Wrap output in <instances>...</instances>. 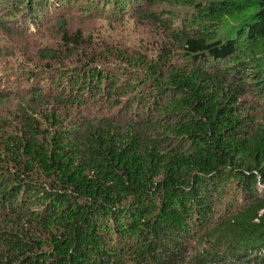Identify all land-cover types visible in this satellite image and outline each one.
<instances>
[{"label": "trees", "instance_id": "obj_1", "mask_svg": "<svg viewBox=\"0 0 264 264\" xmlns=\"http://www.w3.org/2000/svg\"><path fill=\"white\" fill-rule=\"evenodd\" d=\"M76 1L0 0L58 34L0 93V264H264V0H84L143 50Z\"/></svg>", "mask_w": 264, "mask_h": 264}, {"label": "rangeland", "instance_id": "obj_2", "mask_svg": "<svg viewBox=\"0 0 264 264\" xmlns=\"http://www.w3.org/2000/svg\"><path fill=\"white\" fill-rule=\"evenodd\" d=\"M96 2L99 3V0ZM72 4L74 8L68 14L70 26L82 28L86 34H92L99 44L103 43V47L114 45L123 48L130 45L131 49L141 48L143 50V46L146 45L142 44L143 40L145 41L151 36L148 30H145V26L136 24L134 18L128 14L117 20L107 15L109 11L105 2H101L102 13L96 12L94 5L91 6V9L88 8V4L84 0H77ZM128 12L129 10H127ZM96 14L101 15L96 17ZM2 17L1 19H3ZM16 21L17 18L0 20V93L3 91V86L11 85L13 93L20 94L26 84L22 74L35 70L39 66L37 65L36 46H51L58 36L57 29L53 27L55 21L38 27L31 34H24L15 27ZM41 68L48 70L44 64L41 65Z\"/></svg>", "mask_w": 264, "mask_h": 264}]
</instances>
